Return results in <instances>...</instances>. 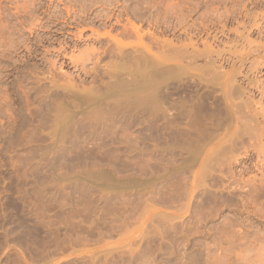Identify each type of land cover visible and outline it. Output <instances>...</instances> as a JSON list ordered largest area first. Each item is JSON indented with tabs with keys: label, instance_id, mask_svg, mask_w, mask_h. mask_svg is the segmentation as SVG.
Returning a JSON list of instances; mask_svg holds the SVG:
<instances>
[{
	"label": "rangeland",
	"instance_id": "rangeland-1",
	"mask_svg": "<svg viewBox=\"0 0 264 264\" xmlns=\"http://www.w3.org/2000/svg\"><path fill=\"white\" fill-rule=\"evenodd\" d=\"M137 1L139 0L135 3L133 0H0V264H264V109L262 110L264 108V0H146L149 4L141 0L139 5L144 2L141 6L147 9H145V16L138 15L135 9L131 8L139 3ZM114 5L120 8H118L122 14H120V20H123L121 23L125 20H130L131 23L135 21V24L134 22L132 24L140 26L144 32L148 29L150 32H155V36L152 33L154 38L167 37L168 41L176 43H171L174 50L187 48L189 52L190 47H192L190 52L200 50V53L205 48L213 50L210 58L200 57L193 65L195 64L194 67L199 65L197 67L200 69L201 63L202 65L205 63L202 68L207 67L208 59L210 61L212 59V61L215 60L214 66L216 64L219 68L215 67L222 68L219 70L221 73L214 68L218 73L216 79L207 82L201 77L197 67L191 70L186 65L187 60L185 62L182 60V64L181 61L180 63L169 62L168 65L171 68L174 67L171 69L172 72H175L171 74L172 81L169 80L170 83L166 86V88L169 87L166 90L172 98L168 101L169 104H166L165 108L168 111H165L166 115L161 114L158 120L153 119L155 114L152 113L153 116H151L141 104L136 106L138 108L141 106V108L132 107L130 111L128 109L130 107L123 105L125 104L124 99L115 96L113 92L103 93L107 87L102 86L103 81L106 85L108 79L101 78L96 73L100 70L99 68L102 69L107 64V60L101 62L102 64L100 63L97 69H93L92 61L86 62L84 66L81 64L77 66L69 59L62 57L65 52L77 55L88 48L100 49L101 45L96 43L92 36V39L90 37H88L89 40L87 39V36L91 35L90 31L84 32L87 42L84 38L80 42L75 41L72 33L76 34L77 29L81 28V22L86 28H97L102 32L101 22L92 23L83 12L87 9L92 15L98 12L105 13ZM151 6L154 8L151 9ZM161 9L165 11L162 12ZM43 11L47 15H43ZM66 11L69 12L70 22L73 20L78 22L74 28L65 27L63 33L57 30L60 28L59 25L47 29L43 27L46 26L44 21L49 15L51 17V15L59 14L66 17ZM129 12L131 16L128 15ZM164 12L167 14L165 15ZM151 13L154 14L153 17ZM132 15L137 17L133 18ZM159 17H161L160 20ZM154 18L155 20L152 21L151 19ZM161 19L166 20H164L165 24ZM112 20L110 23L114 22V19ZM40 21L43 23L39 24ZM52 22L55 23V21ZM254 24L256 26H253ZM60 25L64 26L63 23ZM65 32L70 34H65ZM244 36L248 37L250 42L247 40L246 42L243 39ZM19 42L20 44H17ZM85 47H87L86 50ZM215 52H218L220 56L215 55ZM178 68L180 71H176ZM236 69V73L239 72L242 76L235 74ZM100 71L103 72V69ZM176 72L178 73L177 78L174 75ZM178 75H180V80ZM231 77L236 79L232 82L234 85L237 83L235 86L242 90L243 96L234 101L233 99L225 100L222 94L226 85L228 86L231 82H228ZM255 80L257 85L254 84ZM171 83H174L172 86L176 88L175 90ZM195 85L199 86L195 87L196 94L193 90ZM200 86L209 87L216 92L210 91L209 88L206 91ZM170 88L176 92L183 88L187 94L191 92V95H188L190 97L187 96V98L192 102L189 103V100L185 98L187 94L183 91H181V95H184L182 97L180 91L174 94ZM199 90L200 93L203 90L202 95L205 93L203 97L199 94ZM94 92H96L95 96ZM90 94L89 98L94 97L88 100L89 104L96 101L91 104L93 106L88 103L84 106L87 95ZM194 95L203 99L199 97L195 99ZM209 96L210 100L207 98ZM216 96H219L220 102ZM115 97L119 98L120 103ZM250 98L254 101L253 105L250 104L255 110L253 112H261L260 116L258 113L260 118L257 116V123L255 122L256 127L261 125L259 128L263 132H258L260 136L262 134L260 140L249 136L248 139L244 136L240 140L235 132L239 123L244 122L241 121L243 118L236 121L237 119L232 118L230 114V109H235L234 103H243L244 100L247 102L246 100ZM72 99L75 102H72ZM80 99L84 102L83 106L81 103L78 104ZM107 99H116L117 102L112 100L111 104L106 103ZM214 99H217L216 104ZM199 100L213 101L209 104L206 102L207 105L212 104L211 112L208 111L209 108L203 101L204 108L201 107L199 110L202 111L199 117L204 116V120L199 117L198 120L195 119L199 127H201V121H204V127L208 126L212 119L215 122L213 123L212 120V124H216L215 118L218 115L216 126L219 125V127L216 128L211 124L215 129L211 128L213 130L209 129V131L208 127H204L205 132L200 128L195 130L197 134H194L192 129L195 128L194 126L198 128V125H193L196 123L193 119L194 115L187 114L186 116V113L187 110H192L191 106L192 108L199 106L201 104V101L198 103ZM76 101L79 106L75 104ZM121 102L122 107L124 106L130 113L124 112V108L120 106ZM170 102L172 105H179L172 106ZM193 102L196 106H193ZM115 103H119L120 105L117 106L120 107L115 106L114 108L112 104L116 105ZM213 103L217 108L222 107L223 109L220 108L222 111L215 110ZM106 104L109 108H107L108 114L105 109ZM94 105H97V108ZM110 107L114 111H111L113 109ZM173 108L179 111L173 113ZM115 109H118V112L121 111L122 114ZM203 109L207 111L204 112L205 114ZM252 109L249 108L251 112ZM182 110L184 115L181 114ZM249 110H245L244 115L249 114ZM209 112L214 114L211 115ZM144 113H148L152 119ZM220 113H222L221 117ZM98 114L101 118L103 117L104 122L99 119ZM223 114L229 118L224 115L227 117L225 119ZM181 116L186 117V119L183 118L186 121L183 122ZM161 117L162 120H160ZM208 117H211V120ZM219 118L225 120L221 121ZM235 118H238L237 115ZM94 120L97 122L95 123ZM151 120L154 122L152 123ZM155 121L159 122L155 123ZM187 121L193 124H186ZM166 122H168V128H165L164 123ZM175 124H178L180 128ZM153 125L155 128L157 126L156 130H152ZM159 125L162 127H158ZM163 127L164 132L161 129ZM183 130L186 132L184 133ZM214 130H216L215 133L210 134ZM256 130L259 131L258 128ZM200 131L204 132L203 136ZM259 135L256 136L260 137ZM185 137L187 141L183 143ZM206 137L207 142L205 143ZM155 138H158V141ZM176 138L179 140H175ZM252 139L261 142H257L258 145H256V142L248 141ZM235 140L237 144L240 142L238 145L242 147L237 148L239 146H236ZM225 142L227 145L224 144ZM228 144L233 147L230 145L231 148ZM197 145L202 149H198L199 152H197ZM176 147L179 153L175 150ZM257 147L261 148L260 152L257 151ZM219 148L221 151L218 150ZM186 149L190 155L187 154ZM229 149L233 151L229 153ZM215 152L221 153L216 155L218 158ZM193 153L194 155L197 153L198 158L193 157ZM221 155L228 157L232 164L226 158L221 162V159H224L220 157ZM229 155H233L232 159L235 160L231 161ZM191 156L194 159L190 158ZM195 158L197 160L194 162ZM207 159H211L209 161H212V164ZM189 161L192 166L185 167L184 165H188ZM213 162L221 168L217 164L215 167ZM204 165L209 167L210 171H206L207 168ZM227 169L232 172L231 176ZM223 170L227 171L228 176ZM208 172L210 173L205 175ZM215 175L222 177V180ZM205 176L208 180L216 177L215 182L212 179L216 185L212 181L209 183ZM225 176L233 179H227V177L225 179ZM234 179L237 184L233 183ZM245 179L249 182H247L248 187L242 185ZM221 181L223 184L219 183ZM240 186L245 189L240 190ZM229 189L236 191L234 193ZM244 191L248 195L244 194ZM254 193L255 201L253 200ZM259 195L263 197H257ZM228 196L234 197L235 205ZM253 201L255 204L251 203ZM248 202H250L249 205H247Z\"/></svg>",
	"mask_w": 264,
	"mask_h": 264
},
{
	"label": "bare ground",
	"instance_id": "bare-ground-1",
	"mask_svg": "<svg viewBox=\"0 0 264 264\" xmlns=\"http://www.w3.org/2000/svg\"><path fill=\"white\" fill-rule=\"evenodd\" d=\"M130 1H132V0H130ZM135 1L136 0H133V2L135 3ZM140 2H141V0H139ZM139 1H137V2H139ZM132 2V3H133ZM140 2L136 5H134V7H132L131 6V8H133V10L135 9V12H137V14L138 15H144V13H146L145 12V9H146V7H144V6H141L142 5V3H143V5H144V2H145V4H146V0L144 1V2H142L141 3V5H139L140 4ZM148 3V2H147ZM149 4V3H148ZM153 6H154V4H153ZM153 6H151L150 8L152 9V8H154ZM144 7V8H143ZM148 7H149V5H148ZM119 7H117L116 5H114V6H112L110 9L108 8L107 10H106V12L105 13H102V12H98V13H96V14H94V15H92V13H90L89 12V10H87L86 9V11L85 12H83V14L84 15H87V18H89L90 20H91V22L92 23H96V22H101V27H103V29L101 30L102 32H100V31H98L97 30V28H95V29H93L92 27H88V28H86V26L84 27L83 26V24H82V22H81V25H80V29H77V32H76V34L74 33H72V36L73 37H75V41H77V42H80V41H82L83 40V38H84V32H87V31H90L91 32V35L90 36H87V39H88V37H90L91 38V36H92V38H94L93 40L96 42V43H98V44H100L101 45V48L100 49H95V48H92L91 46V48L92 49H89L88 48V50H86V48L87 47H85L84 49L86 50L85 52H83L82 51V53L81 54H67L66 52L65 53H63L64 55L62 56L63 58H67V59H69L70 60V62H72V64H74V65H77V64H81V65H83L84 66V64H86V62H89V61H92L91 63H93L92 65H93V69H97L98 67H100V63L101 62H103V61H105V60H107L106 61V63L107 64H103L104 65V67H105V69H104V67L102 68L103 69V72L102 71H100V70H102L101 68H99L100 70H97V73H96V75H98L99 74V76L102 78V77H104V78H106V79H108V81H107V84L105 85V81H103L104 82V85L102 84V86L104 87V86H107L104 90L106 91H104L103 93H107L108 91L110 92V93H114V95L116 96L117 95V97H119V98H122V100L124 99L125 100V104H123V105H125L127 108L128 107H130V108H128L130 111L132 110L131 108L132 107H135V108H138V107H136V106H138V104H141L142 105V108H144L145 109V111L146 112H148L151 116H153L154 114H155V116H153V119L154 118H159L158 116L160 115L161 116V114H163V115H166V114H164L165 113V111H167L166 110V104L168 103L169 104V100H171L172 98L170 97V93H168V88H166V86H167V84H169L170 83V81L169 80H171V78H172V76H171V74L172 73H174L175 71H173L172 72V68H174V67H172L171 68V66H169L168 65V63L169 62H172V61H177V63L179 62L180 63V61H181V64H182V60H184V62H185V60H187L188 61V64H187V62H185L186 63V65H188V67L191 69V70H193L195 67H197V66H199V65H196L195 67H194V65H193V63H195V62H197V59L198 58H210V55L212 54L213 55V50L212 51H210L209 50V48H205V50L203 51V50H201V52L199 53V51L200 50H198V52H196V51H192V52H190L191 51V48L192 47H190V51L188 52L186 49H176V50H174V49H172V44H176V43H173V42H170V41H168L166 38H157V37H153V34L155 33H153V32H150V30L148 29L147 31H143L142 30V28L140 27V26H135L134 24H135V21H133L134 22V24H132L131 22H130V20H125V22H123V23H121V21H123V20H120V18H121V16H120V8L118 9ZM130 8V7H129ZM156 9V8H155ZM147 10V9H146ZM150 10V9H149ZM162 10V9H161ZM161 10H159L160 11V13H162L163 12V10H162V12H161ZM84 11V10H83ZM123 11V10H122ZM157 12H158V10H156ZM155 11V12H156ZM165 11V10H164ZM58 12H59V10H58ZM124 12H125V14L127 13L126 11H125V9H124ZM131 12V11H130ZM130 12L128 13V15L130 14ZM148 12V11H147ZM151 12V11H150ZM150 12H149V14H150ZM156 12V13H157ZM167 12H168V10H167ZM167 12L165 13L164 12V14L166 15L167 14ZM134 12H132V14H133ZM41 14V13H40ZM42 14L44 15V14H46V13H44V11L42 12ZM159 14V13H158ZM47 15V14H46ZM122 15V14H121ZM148 15V14H147ZM146 15V16H147ZM153 15L154 14H152L151 13V17H153ZM160 15V14H159ZM162 15V14H161ZM164 15V16H165ZM66 17H62L61 15H57V16H55V15H51V17H50V15H49V17L47 18V20L46 21H44L45 22V24H46V26H43V27H45L46 29L47 28H52V27H57V25H59V29H57L58 31H62L63 33H64V28L65 27H69V28H74L75 27V25H78V22H76V21H69L68 20V16H69V12L68 11H66V15H65ZM92 16V17H91ZM123 16H125L126 17V15H123ZM129 16H131V14L129 15ZM133 16V15H132ZM134 16H136V15H134ZM134 16H133V18H134ZM145 16V15H144ZM164 16L162 17V18H164ZM84 17V16H83ZM86 17V16H85ZM91 17V18H90ZM137 17V16H136ZM139 17V16H138ZM155 17V16H154ZM39 19H40V17H38ZM140 18V17H139ZM138 18V19H139ZM142 19L144 18V17H141ZM149 18V17H148ZM160 18L161 17H159V20H160ZM112 19H114V22L113 23H110L111 22V20ZM126 19V18H125ZM132 19V18H131ZM137 19V18H136ZM141 19V20H142ZM145 19V18H144ZM156 19H157V17H156ZM134 20V19H133ZM140 20V19H139ZM146 20H147V18H146ZM152 21L153 20H155V18L154 19H151ZM162 20V19H161ZM165 20V19H164ZM164 20H162L163 21V23H164ZM167 20H168V18H167ZM42 21V20H41ZM41 21L39 22V24H42L41 23ZM52 21H55V23L54 22H52ZM113 21V20H112ZM147 21H149V20H147ZM166 21V20H165ZM76 22V23H75ZM137 22H139L138 20H137ZM160 22V21H159ZM60 23L62 24H64V26L63 25H60ZM80 23V22H79ZM85 23V22H84ZM141 23V22H140ZM145 23V22H144ZM149 23V22H148ZM167 23V22H166ZM44 24V25H45ZM153 24V23H152ZM160 24V23H159ZM165 24V23H164ZM168 24V23H167ZM85 25H86V23H85ZM92 25V24H91ZM139 25V24H138ZM149 25V24H148ZM151 25V24H150ZM94 26V25H93ZM152 26V25H151ZM155 26V25H154ZM156 26H157V24H156ZM253 26H256L255 24L253 25ZM143 27V26H142ZM163 27H165V26H163ZM170 27V26H169ZM168 27V28H169ZM120 28V29H119ZM152 28V27H151ZM157 28V27H156ZM174 28V27H173ZM99 30H100V28H98ZM155 29V28H154ZM159 29H160V27H159ZM168 30V29H167ZM180 30V29H179ZM163 31V30H162ZM59 32V33H60ZM158 32V31H157ZM184 33H185V31H183ZM153 33V34H152ZM166 33V32H165ZM165 33H164V37H165ZM174 33V32H173ZM65 34H70L69 32H65ZM180 34V33H179ZM158 35H160V33L158 34ZM166 35H167V33H166ZM171 35V34H170ZM174 35V34H173ZM86 36V35H85ZM154 36H155V34H154ZM157 36V35H156ZM162 36V35H161ZM86 38V37H85ZM84 38V39H85ZM91 38V39H92ZM186 38V37H185ZM187 38H189V37H187ZM248 37H245L244 36V38L243 39H245V41L247 40V41H249V39H247ZM87 39H85V41L87 40ZM174 39V38H173ZM190 39V38H189ZM89 40V39H88ZM93 40H92V42H93ZM181 40V39H180ZM179 40V41H180ZM84 41V43H86ZM173 41V40H172ZM176 41V40H175ZM186 41V40H185ZM184 41V44H186V42ZM189 41V40H188ZM195 41V40H194ZM246 41V42H247ZM91 42V41H90ZM181 42V41H180ZM191 42V41H190ZM193 42V41H192ZM191 42V43H192ZM250 42V41H249ZM76 43V42H75ZM172 43V44H171ZM194 43V42H193ZM207 42H205V44H206ZM16 44V43H15ZM17 44H20V42L19 43H17ZM79 44V43H78ZM89 44V43H88ZM182 44H183V42H182ZM189 44V43H188ZM196 44V43H195ZM209 44V43H208ZM248 44V43H247ZM250 44V43H249ZM180 45V44H179ZM194 45V44H193ZM197 45V44H196ZM16 46V45H15ZM77 46V45H76ZM93 46V45H92ZM209 47H210V45H208ZM64 47H65V45H64ZM97 47V46H96ZM98 47H99V45H98ZM181 47V46H180ZM196 47V46H195ZM213 47V46H212ZM72 48H73V46H72ZM78 48V47H77ZM194 48V47H193ZM230 48V47H229ZM61 49H63L64 50V48H61ZM198 49V48H197ZM213 49V48H212ZM77 50V49H76ZM217 50V48L215 49V51ZM203 51V52H202ZM219 51V50H218ZM62 52V51H61ZM223 52V51H222ZM57 53V52H56ZM216 53V52H215ZM214 53V54H215ZM60 54V53H59ZM224 54V53H223ZM79 55V56H78ZM215 55H217V56H220L219 55V53L217 52ZM56 56H59V55H56ZM217 56H215V57H217ZM213 57V56H212ZM220 59V58H219ZM200 60V59H199ZM200 61H202V59L200 60ZM203 61H207V59L205 60V59H203ZM219 62V61H218ZM256 62V61H255ZM260 62V61H259ZM207 63H209L208 64V66L207 67H203L202 68V66H204L205 65V63H204V65H202V63H201V65H200V69H198V67L196 68V69H198V71L200 72V75H201V77H203V79H205L207 82H209V81H212V80H214V78L217 76V71L216 70H218V72H219V70H222V68L221 69H218L219 67H218V65H216L215 64V66H217V67H215L214 66V63H215V60L214 61H212V59H211V61H210V59H208V62ZM220 63V62H219ZM102 64V63H101ZM184 64V63H183ZM199 64H200V62H199ZM222 64V63H221ZM256 65H258V63H255ZM185 65V66H186ZM243 65V64H242ZM78 66V65H77ZM219 66H220V64H219ZM253 66V65H252ZM255 66V65H254ZM82 67V66H81ZM184 67V66H183ZM221 67V66H220ZM176 68V67H175ZM216 70H215V69ZM238 68V67H237ZM248 68H250V67H248ZM255 68H256V66H255ZM253 69V70H256V69ZM186 69V68H185ZM251 69V68H250ZM188 70V69H187ZM249 70V69H248ZM95 71V70H94ZM176 71H180L179 70V68H178V70H176ZM251 71V70H250ZM198 72V73H199ZM237 72V69L235 70V74L236 75H241L239 72V74L238 73H236ZM252 72V71H251ZM250 72V73H251ZM254 72V71H253ZM256 72V71H255ZM181 73V72H180ZM219 73H221V72H219ZM246 73V72H245ZM176 74H178L177 72L174 74L175 76H176ZM252 74V73H251ZM181 75H184V74H182L181 73ZM232 75H234V74H232ZM236 75H234V76H236ZM179 76L180 75H178V79H179ZM189 76V75H188ZM242 76V75H241ZM95 77V76H94ZM97 77V76H96ZM230 77V76H229ZM229 77H228V79H229ZM175 78V77H174ZM176 78H177V76H176ZM188 78V77H187ZM234 78V77H233ZM232 77H231V80H228V82L229 81H231L230 83H228V86L226 85V88H224V90H223V93L222 94H224V96H225V100H228V101H231L232 99H233V101L234 100H236V99H239V97L241 96V97H243L242 96V90L240 89V88H238V87H236L235 85L237 84V83H235V85L233 84V82H235V78H234V80H232L233 79ZM244 78V77H243ZM96 78H94V80H95ZM182 79V78H181ZM189 79V78H188ZM216 79V78H215ZM244 79H246V78H244ZM97 80V79H96ZM99 80V79H98ZM180 80V79H179ZM193 80H195V79H193ZM197 80V79H196ZM226 80V79H225ZM100 81V80H99ZM169 81V82H168ZM172 81V80H171ZM191 81H192V78H191ZM233 81V82H232ZM239 81V80H238ZM242 81V80H241ZM102 82V83H103ZM174 82V81H173ZM176 82V81H175ZM179 82V81H178ZM186 82V81H185ZM199 81H196V83H198ZM240 82V81H239ZM252 82V81H251ZM250 82V83H251ZM101 83V82H100ZM99 83V84H100ZM180 83H181V81H180ZM180 83H178V85L180 84ZM191 83H193V82H191ZM203 83V82H202ZM248 83H249V81H248ZM253 83V82H252ZM98 84V85H99ZM183 84V83H182ZM187 84H188V80H187ZM198 84H200V83H198ZM197 84V85H198ZM241 84V83H240ZM254 84L255 85H257V81L255 80V82H254ZM101 85V84H100ZM172 85H174V83H171V86ZM183 85H185V84H183ZM197 85H195L194 86V88H193V90H194V93L196 92V90H195V87L197 86ZM205 87H207V84L205 83ZM251 85V84H250ZM253 85V84H252ZM254 85V86H255ZM170 86V87H171ZM187 86V85H186ZM190 86V85H189ZM193 86V85H192ZM202 86L204 87V85L202 84ZM210 86H212V85H210ZM214 86V85H213ZM239 86V85H238ZM99 87H101V86H99ZM98 87V88H99ZM176 87V86H175ZM181 87H182V85H181ZM191 87V86H190ZM199 86H197L196 88H198ZM201 87V86H200ZM203 87H201V89L203 88ZM216 87V86H215ZM240 87V86H239ZM256 87V86H255ZM75 88V87H74ZM172 88H173V86H172ZM172 88H170V89H172ZM179 88V87H178ZM184 88H186V87H184ZM184 88H183V90H184ZM209 88V87H208ZM208 88H203V89H205L206 91H207V89ZM222 88V87H221ZM242 88V87H241ZM259 88V87H258ZM167 89V90H166ZM174 90L176 89V88H173ZM172 89V91L174 92V94H175V92L176 91H174ZM200 89V88H199ZM200 89V90H201ZM210 89V88H209ZM256 89V88H255ZM93 90V89H92ZM179 90V89H178ZM177 90V91H178ZM182 89L181 90H179L180 91V95H181V91H183ZM190 90V89H189ZM192 90V89H191ZM190 90V91H191ZM200 90H199V94L203 97V95L205 94H201L202 92H203V90L201 91V93H200ZM214 89H210V91H213ZM259 90V89H258ZM74 91V90H73ZM178 91V92H179ZM190 91H188V92H190ZM215 91V90H214ZM245 90H243V92H244ZM261 91V90H260ZM75 92V91H74ZM97 92V94H98V90L96 91ZM96 92H94V96H95V94H96ZM108 92V93H109ZM178 92H176V93H178ZM184 92V91H183ZM197 92H198V90H197ZM216 92V91H215ZM220 92V91H219ZM90 93H91V91H90ZM103 93H101L102 95H103ZM172 93V92H171ZM184 93H186L187 94V92L185 91ZM183 93V94H184ZM191 93V92H190ZM187 94L186 95V99H188L189 100V98H187V96L188 95H191V94ZM193 93V94H194ZM212 93V92H211ZM218 93V92H217ZM245 93V92H244ZM77 94V93H76ZM79 94V93H78ZM173 94V95H174ZM193 94H192V96H193ZM196 94V93H195ZM208 94V93H207ZM207 94L205 95V96H207ZM212 94H214V93H212ZM211 94V98L213 99L214 97H213V95ZM220 94V93H219ZM72 95H73V92H72ZM99 95V94H98ZM209 95V94H208ZM216 95V94H215ZM214 95V96H215ZM248 95V94H247ZM262 95V97H263V94H261ZM73 96H75V95H73ZM88 96V98H87V101L88 100H90L91 98H93L94 96H92L91 98H89L90 96H91V94L90 95H87ZM100 96V97H99ZM98 97L99 98H101V95H99ZM104 96V95H103ZM182 96V95H181ZM184 96V95H183ZM182 96V97H183ZM191 96V97H192ZM221 96V95H220ZM98 97H96L97 99H98ZM111 97H112V95H111ZM117 97H115V98H117ZM179 97V96H178ZM178 97H176L177 99H178ZM181 97V98H182ZM188 97H190V96H188ZM194 97H195V99H198V97L200 98V96H198V97H196L195 95H194ZM200 98V99H203V98ZM217 97V99H218V97L219 96H216ZM215 97V98H216ZM240 97V98H241ZM245 97V96H244ZM80 98V97H79ZM78 98V99H79ZM84 98V97H83ZM82 98V101H84V99ZM110 98V97H109ZM119 98H117V100L119 101V103H120V100H119ZM171 98V99H170ZM207 98H209V100L211 99L210 98V96L209 97H207ZM76 98H74V100H75ZM85 99H86V97H85ZM95 99V98H94ZM194 99V98H193ZM192 99V100H193ZM205 99V98H204ZM216 99V100H217ZM220 99V98H219ZM219 99H218V101H219ZM248 99V98H247ZM251 99V98H250ZM250 99L249 100H246L247 102H244L243 101V99H242V101H243V103L241 102V103H238L237 101V104L236 103H234V102H232V103H234L235 105L233 106L235 109H230V114L232 115V118H234V119H237L236 121H240L242 118V120L241 121H244V122H240L241 124H242V126L240 125V123H239V126H238V128L237 127H235V128H237L238 129V131H237V129H236V132H235V134L237 135V137L240 139V140H242L241 139V137H246L247 139L249 138V137H255L254 139L255 140H260L261 139V137H262V134H261V136L258 134V132H262V129L260 130V128L259 127H261V125L259 124V122H258V124H259V127H256L255 126V122L257 121V116H258V113L256 112H253V110L254 109H252V107L250 106V104H252L253 105V100L251 99V101H250ZM73 99H72V102L74 101ZM93 100V99H92ZM91 100V101H92ZM112 100H116V99H111V100H106V103L107 102H109L110 104H111V102L110 101H112ZM208 100V101H209ZM215 99L213 100L214 101V103H215V101H216ZM222 100V99H221ZM224 100V101H225ZM78 101V100H77ZM77 101H76V103L75 104H77ZM80 102H78V104H80L81 103V105L83 106V103L84 102H81V99L79 100ZM86 100H85V104H84V106H87L86 105V103H88L89 104V101L87 102ZM94 101H96V100H94ZM94 101H92L93 103H94ZM102 101H104L105 102V100H102ZM114 101H113V103H114ZM173 101V100H172ZM175 101V100H174ZM196 101H198V100H196ZM200 101L201 100H199V102L198 103H200ZM204 101V100H203ZM203 101H201V106L199 105V106H197V107H194V108H192V106H191V108L190 109H192V110H187V113H186V116H187V114H190L189 116H191V115H194L192 118L194 119V122H196L195 124H193L192 122V120L191 119H189L190 121H192V122H189V123H192L193 125H198V121H196L195 119H197L198 120V117H199V114H201L202 115V113H200V112H202V111H199V110H201V107L202 108H204V106L202 105L203 104ZM212 101V102H213ZM239 101V100H238ZM75 102V101H74ZM102 103L101 102V104H105V103ZM115 102H117V101H115ZM176 103L178 102V100L177 101H175ZM192 101H190L189 100V103H191ZM205 102V101H204ZM207 102V101H206ZM206 102H205V104H206ZM212 102H207V104H209V103H212ZM220 102V101H219ZM91 103V102H90ZM93 103H91V104H93ZM100 103V102H99ZM116 104V105H114V104H112V106H114V108H115V106L116 107H118L117 105H120V104ZM184 102H182V104H183ZM213 103V104H214ZM259 105H260V103L259 102H257ZM72 104H74V103H72ZM74 104V105H75ZM77 104V106H79ZM91 104H89L90 106H93V105H91ZM97 104V103H96ZM110 104H109V106H110ZM204 104V105H205ZM206 104V106H208V108H209V110H208V108H207V110L208 111H210V106L212 105H207ZM216 104V103H215ZM215 104L213 105L214 107V109L215 110H217V109H219V110H217L218 112H221L222 111V107H220V108H222L221 109V111H220V108H217L216 106H215ZM222 105H223V103H221ZM220 104V105H221ZM226 104V103H225ZM128 105V106H127ZM170 105H172L171 104V102H170ZM174 105H179V104H174ZM174 105H172V106H174ZM186 105V104H185ZM218 105H219V103H218ZM259 105H256V106H259ZM82 106H80V107H82ZM95 106V105H94ZM97 106V105H96ZM95 106V107H96ZM102 106V105H101ZM121 107H122V102H121V105H120ZM119 106V107H120ZM183 106V105H182ZM189 106V105H188ZM193 106H196V104H194V102H193ZM262 106V105H261ZM118 107V108H119ZM184 107V106H183ZM182 107V108H183ZM186 107H187V105H186ZM216 107V108H215ZM255 107V106H254ZM260 107V106H259ZM97 108V107H96ZM98 108H99V106H98ZM104 108H105V105H104ZM108 107H107V104H106V108L105 109H107ZM111 108V107H110ZM122 108H124V106L122 107ZM122 108H121V110H122ZM139 108H141V106L139 107ZM138 108V109H139ZM176 108V107H175ZM175 108H173V110L171 109V111H173V113L175 112L176 113V111H179L178 109L177 110H175ZM185 108V107H184ZM183 108V109H184ZM225 108V107H224ZM249 108H251L252 109V112L249 110ZM93 109V108H92ZM100 109V108H99ZM98 109V110H99ZM109 109V108H108ZM107 109V114H108V110ZM111 109H113V108H111ZM126 108H124V112L125 111H128L129 113H130V111L129 110H125ZM187 109V108H186ZM189 109V108H188ZM264 108H262V110H263ZM100 110H102V109H100ZM118 109H115V111H117ZM169 110V109H168ZM204 111H203V113L206 111L205 109H203ZM213 110V109H212ZM245 110H249L248 111V113L249 114H247V115H244L245 113ZM257 110V109H256ZM262 110H260V111H262ZM104 111H106V110H104ZM111 111H114V109L113 110H111ZM123 111V110H122ZM137 111V110H136ZM135 111V112H136ZM170 111V110H169ZM216 111V112H217ZM224 111H225V109H224ZM224 111H223V113H224ZM255 111V110H254ZM259 111V110H258ZM118 112V111H117ZM128 112H126V113H128ZM134 112V113H135ZM139 112H141V111H139ZM168 112V111H167ZM186 112V111H185ZM207 112V111H206ZM205 112V113H206ZM211 112V111H210ZM209 112V114H211V115H213L214 113H210ZM213 112V111H212ZM110 113V112H109ZM118 113H121V111H119ZM131 113H133V111L131 112ZM147 113V114H148ZM152 113H153V115H152ZM178 113V112H177ZM184 113V111L182 110L181 111V114L182 115H184L183 114ZM204 113V114H205ZM226 113V112H225ZM261 113V112H260ZM259 113V116L261 115ZM105 114V113H104ZM117 114V113H116ZM122 114V113H121ZM137 114L139 115V113H138V111H137ZM141 114H142V112H141ZM144 114H146V113H144ZM146 114V115H147ZM149 114H148V116H149ZM168 114V113H167ZM170 114H172V113H170ZM208 113H207V115H209ZM217 115L219 114V113H216ZM215 114V115H216ZM221 114L222 113H220V117H221ZM95 115V114H94ZM99 115V114H98ZM112 115H114V113L112 114ZM118 115V114H117ZM116 115V116H117ZM124 115V114H123ZM143 115V114H142ZM174 115V114H173ZM176 116L178 115V114H175ZM214 115V116H215ZM216 115V116H217ZM224 115H226V114H223V117H224ZM229 115V114H228ZM235 115H237V117L238 118H235ZM239 115V116H238ZM145 116V115H144ZM151 116H149L150 118H151ZM175 116V117H176ZM210 116V115H209ZM219 116V115H218ZM218 116H217V118H218ZM227 116V115H226ZM225 116V117H226ZM258 116V117H259ZM262 116H263V114H262ZM261 116V117H262ZM99 117H100V115H99ZM167 117V116H166ZM206 118H207V116H205ZM224 117V118H225ZM228 117V116H227ZM227 117L225 118V119H227ZM94 118V117H93ZM103 118V117H102ZM102 118L100 117L99 119H101V121H103L102 120ZM170 118H172V117H170ZM178 118H179V116H178ZM184 118V117H183ZM182 118V116H181V120H183V122L184 121H186V120H184V119H186V117L183 119ZM191 118V117H190ZM200 118H203V120H204V116L203 117H199V119ZM211 118V117H210ZM209 117H208V119H210ZM217 118H215V121L218 123V121L216 120ZM229 118V117H228ZM260 118V117H259ZM95 119V118H94ZM98 119V118H97ZM152 119V118H151ZM155 119V120H156ZM187 119V120H188ZM208 119H206V120H208ZM221 121L223 120H225V119H222V118H219ZM218 119V120H219ZM96 120V119H95ZM95 120H94V122H95ZM104 120H105V118H104ZM145 120V119H144ZM158 120V119H157ZM160 120H162V117L160 118ZM202 120V119H201ZM205 120V121H206ZM211 120V119H210ZM213 120V119H212ZM211 120V121H212ZM230 120V119H229ZM99 121V120H98ZM165 121V120H164ZM163 121V122H164ZM168 121V120H167ZM210 121V124H208L207 123V121H206V124H208V126H204V127H208V129L207 130H213V129H215V128H213L212 127V122ZM235 121V122H236ZM97 122V121H96ZM95 122V123H96ZM104 122V121H103ZM151 122H152V120H151ZM154 122V121H153ZM152 122V123H153ZM157 122H159V121H157ZM156 121H155V123H157ZM160 122H162V121H160ZM208 122H209V120H208ZM220 122V121H219ZM253 122H254V124H253ZM149 123V122H148ZM154 123V125H156ZM168 122H166V123H164V125L166 124V127L165 128H168V124H167ZM188 123V121H187V123L186 124H189ZM202 123V124H201ZM201 123L199 122V124H201L200 126L201 127H199V125H198V128H196V126H194L195 128L194 129H192V132H194V134H197V133H195L196 131L195 130H198V129H200L201 128V130H203V123H204V121H201ZM213 123H215L214 122V120H213ZM216 123V124H217ZM229 123H230V121H229ZM257 123V122H256ZM159 124H161V123H159ZM185 124V125H186ZM212 124V125H211ZM216 124H214L213 126H216ZM250 124H253L255 127H256V129L258 128L259 129V131H257L256 129H255V127L252 125V126H250ZM95 125H97V124H95ZM154 125H153V127H154ZM175 125H178V124H175ZM184 125V124H183ZM227 125V124H226ZM171 126V125H170ZM191 126V125H190ZM209 126H211L210 128H209ZM158 127H162V125H159ZM164 127L163 128H161L162 129V131L164 130ZM178 127L180 128V126L178 125ZM187 127H189V126H187ZM192 127V126H191ZM191 127H189V128H191ZM217 127H219V125L218 126H216V128ZM227 127H229L228 125H227ZM263 127V126H262ZM155 128V127H154ZM152 129V130H156L157 129V126H156V128L155 129ZM211 128H213V129H211ZM220 128H223V127H221L220 126ZM219 128V130H222V129H220ZM264 128V127H263ZM205 129V128H204ZM224 129H226V128H224ZM231 129V128H230ZM172 130V132H173V129H171ZM194 130V131H193ZM206 130V129H205ZM209 130V131H210ZM217 130V129H216ZM216 130H214V132L212 131V132H210V134H212V133H215V131ZM148 131V130H147ZM168 131H170L169 129H168ZM182 131V130H181ZM184 131V130H183ZM204 131V130H203ZM153 132V131H152ZM155 133L157 132V131H154ZM164 132V131H163ZM167 132V131H166ZM171 132V131H170ZM179 132H180V130H179ZM186 131H184V133H185ZM190 132V131H189ZM205 132V131H204ZM204 132H202V133H204ZM208 132V131H207ZM217 132H219V131H217ZM222 132V131H221ZM154 133V134H155ZM169 133V132H168ZM174 133H175V131H174ZM178 133V132H177ZM177 133H176V135H177ZM200 133H201V131H200ZM202 133H201V135H202ZM263 133V132H262ZM151 134V133H150ZM153 134V135H154ZM160 134H163V133H161L160 132ZM167 134V133H166ZM209 134V133H208ZM224 134V133H223ZM264 134V133H263ZM157 135H158V133H157ZM168 136H169V134H167ZM175 135V134H174ZM179 135H180V133H179ZM198 135H199V133H198ZM204 135V134H203ZM202 135V136H203ZM216 135V134H215ZM222 135V134H221ZM220 135V136H221ZM259 135L260 137H257V136ZM161 136V135H160ZM188 136V135H187ZM206 136H208L207 135V133H206ZM209 136H211V135H209ZM231 136V135H230ZM249 136V137H248ZM167 137V136H166ZM170 137H172V136H170ZM190 138H191V136H189ZM205 137V136H204ZM213 137V136H212ZM264 137V136H263ZM158 138H159V136H158ZM158 138H155V139H157V141H158ZM173 138V137H172ZM171 138V139H172ZM184 138V137H183ZM193 138V137H192ZM203 138V137H202ZM209 138V137H208ZM236 138V137H235ZM250 138V139H251ZM154 139V140H155ZM169 139V138H168ZM211 139V138H210ZM232 139H234V138H232ZM238 139V140H239ZM244 140H246L245 138H243ZM254 139H252V140H248V141H254ZM264 139V138H263ZM175 140H177V138L175 139ZM179 140V139H178ZM177 140V141H178ZM185 140L187 141V138L185 137V139L183 140V143L185 142ZM191 140V139H190ZM194 140V139H193ZM236 140H237V138H236ZM235 140V143L237 142ZM239 140V141H240ZM243 140V141H244ZM160 141V140H159ZM172 141H173V139H172ZM176 141V142H177ZM180 141H182V139H180ZM197 141H199V140H197ZM216 141V140H215ZM221 141V140H220ZM230 141H232L231 139H230ZM230 141H228L229 143H230ZM234 141V140H233ZM232 141V142H233ZM171 142V141H170ZM174 142V141H173ZM191 142V141H190ZM195 143H196V141H194ZM200 142V141H199ZM207 142V137H206V139H205V143ZM211 142V141H210ZM245 142V141H244ZM244 142H242V143H244ZM254 142H256L255 144L256 145H258V143L259 142H261V141H254ZM258 142V143H257ZM172 143V142H171ZM170 143V144H171ZM175 143V142H174ZM204 143V142H203ZM204 143V144H205ZM223 143V142H222ZM221 143V144H222ZM240 142H238V144H239ZM155 144V143H154ZM179 144V143H178ZM187 144V143H186ZM185 144V145H186ZM191 145H192V143H190ZM218 144V143H217ZM224 144H226L227 145V142H225ZM223 144V145H224ZM233 144V143H232ZM237 143H236V146L238 145ZM245 144V143H244ZM248 144V143H247ZM254 144V143H253ZM255 144L253 145L254 147H255ZM156 145V144H155ZM161 145H163V144H161ZM177 145V144H176ZM214 145H215V143H214ZM213 145V146H214ZM222 145V147H224ZM229 145V144H228ZM231 145V144H230ZM229 145V146H230ZM259 145H261V144H259ZM167 146V145H166ZM171 146V145H170ZM181 146V145H180ZM180 146H178V147H180ZM192 146H194V145H192ZM198 146V145H197ZM204 146V145H203ZM203 146H202V148H203ZM212 146V145H211ZM210 146V147H211ZM232 146V145H231ZM230 146V147H231ZM239 147H237V148H240V147H242V146H240V145H238ZM247 146H249V145H247ZM251 146H252V144H251ZM252 146V147H253ZM174 147V146H173ZM201 147V146H200ZM221 147V148H222ZM233 147V146H232ZM231 147V148H232ZM245 146H243V148H244ZM181 148V147H180ZM179 148V149H180ZM195 148H196V146H195ZM225 148V147H224ZM223 148V149H224ZM249 148V147H248ZM258 148H260V147H257V151H259L260 152V150H261V148L258 150ZM160 149V148H159ZM171 149V148H170ZM198 149H200L199 148V146H198V148H197V152H199V150ZM227 149V148H226ZM225 149V150H226ZM252 149H254L255 150V148H252ZM154 150V149H153ZM156 150V149H155ZM164 150V149H163ZM171 150H174V149H171ZM175 150L177 151L178 150V148L176 147L175 148ZM175 150H174V152H175ZM189 150V149H188ZM193 150H195V149H193ZM200 150H202V149H200ZM219 151H221V149L219 148L218 149ZM230 151H228L229 153L231 152V151H233V150H231V149H229ZM235 150V149H234ZM239 150V149H238ZM263 150V149H262ZM186 151H187V149H186ZM190 151V150H189ZM241 151V150H240ZM243 151H246V150H243ZM250 151V150H249ZM253 151V150H252ZM256 151V152H257ZM163 152H165V151H163ZM171 152V151H170ZM173 152V151H172ZM188 152V151H187ZM224 152V151H223ZM227 152V151H226ZM226 152H225V154H226ZM153 153H156V152H153ZM161 153V152H160ZM177 153H179L178 151H177ZM184 153H186L185 151H184ZM216 153V152H215ZM218 153V152H217ZM215 154V156L217 155H220V154ZM234 153H236V151L234 152ZM234 153H233V155H234ZM262 153V152H261ZM173 154V153H172ZM174 154H176V153H174ZM182 154V153H181ZM187 154H189V152L187 153ZM186 154V155H187ZM199 154V153H198ZM223 155H225L224 153H222ZM260 154V153H259ZM190 155V154H189ZM192 155V154H191ZM223 155H221L220 157H222V158H224V159H221V162H222V160L224 161L225 160V158H226V156L225 157H223ZM227 156H228V153L226 154ZM233 155L231 156V155H229V157L231 156V161L232 160H235V159H232V158H234L235 157V155H234V157H233ZM256 155V154H255ZM188 156V155H187ZM186 156V158H188ZM193 157H197L198 158V155H197V153H196V155H194V153H193V155H192ZM192 156L190 157V158H192ZM216 156V157H217ZM181 157V156H180ZM185 157V156H184ZM204 157V156H203ZM212 157V156H211ZM211 157H209V158H211ZM219 157V158H220ZM237 157V156H236ZM262 157V156H261ZM185 158V159H186ZM215 157H213V159H214ZM218 158V157H217ZM264 158V157H263ZM181 160H182V158H180ZM192 159H194V158H192ZM184 160V159H183ZM197 159L195 158V160H193L194 162L196 161ZM209 160H211V159H209ZM208 159H207V161H209ZM226 160H228V162H229V158L227 157L226 158ZM262 160V159H261ZM159 161V160H158ZM188 161V160H187ZM203 161V160H202ZM214 161L216 162V160L214 159ZM243 161V160H242ZM184 162V161H183ZM191 162H192V160H191ZM190 161L189 162H187V164L189 163H191ZM193 162V163H194ZM201 162V161H200ZM206 162V161H205ZM209 162H211V164H212V161H209ZM208 162V163H209ZM215 162H213V164H215ZM218 164H219V159H218ZM227 162V165H229V163ZM235 162V161H234ZM192 163V164H193ZM204 163V162H203ZM184 164H186V163H184ZM184 165L185 167L187 166H192L191 164L190 165ZM195 164V163H194ZM207 164V163H206ZM217 164V163H216ZM215 164V165H216ZM217 164V165H218ZM223 164V166H225V163L223 162L222 163ZM230 164H232V163H230ZM217 165L215 166V167H217ZM183 166V163H182V168L184 167ZM205 166V165H204ZM220 165H218V167H219ZM232 166V165H231ZM206 167V166H205ZM205 167H204V169H205ZM215 167L213 166V168L215 169ZM228 167V166H227ZM226 167V168H227ZM207 168V167H206ZM209 168V167H208ZM208 168H207V170L206 171H210V170H208ZM213 168H210L211 170H213L214 171V169ZM219 168H221V166L219 167ZM225 168V169H226ZM187 169H189V168H187ZM186 169V170H187ZM228 169H229V167H228ZM227 169V171H229ZM182 170V169H181ZM192 170V169H191ZM190 170V171H191ZM218 170V169H217ZM217 170H216V173H218L217 172ZM222 170V169H221ZM231 170V169H230ZM190 171H189V173H190ZM219 172H220V170H218ZM227 171H225V170H223V172H225V173H227ZM257 171V170H256ZM186 172V171H185ZM188 172V171H187ZM204 172V171H203ZM212 172V171H211ZM230 172V171H229ZM260 172V171H259ZM205 173V172H204ZM204 173H203V176H204ZM210 172H208V173H206L205 175H207V174H209ZM221 173V172H220ZM231 173L232 172H230V176H231ZM187 174V173H186ZM212 174V173H211ZM214 174V173H213ZM223 174V173H222ZM241 174V173H240ZM243 174V173H242ZM191 175V174H190ZM189 175V176H190ZM198 175V174H197ZM227 176H228V173L226 174ZM201 176V175H200ZM211 176V175H210ZM212 176H214V175H212ZM215 176H217V175H215ZM224 176V175H223ZM227 176H225V179H226V177ZM232 176H234V175H232ZM195 177V176H194ZM209 177V176H208ZM217 177H219L220 179L222 178V177H220V176H217ZM205 178H206V176H205ZM205 178H204V180H205ZM211 178V177H210ZM209 178V179H210ZM216 177H214V179H213V177H212V179H213V181L215 182L216 181V179H215ZM224 178V177H223ZM233 179L232 177H227V179ZM188 179H190V178H188ZM192 179H194V180H196L195 178H193L192 177ZM201 179V178H200ZM207 179V178H206ZM212 179H210V180H208L209 181V183H212L213 181H212ZM220 179H218L219 181H220ZM251 179H253L252 177H251ZM250 179V180H251ZM217 180V181H218ZM222 180V179H221ZM224 180V179H223ZM235 180L236 179H234V181H233V183H236L235 182ZM238 180V179H237ZM189 181V180H188ZM191 181V180H190ZM202 181V183H204V181L203 180H201ZM210 181H212V182H210ZM225 181V180H224ZM228 181H230V180H228ZM228 181H226V182H228ZM245 182H246V184H244L243 182V184L242 185H244V186H246V187H248V181H249V178H248V181L245 179L244 180ZM252 181V180H251ZM250 181V182H251ZM194 182V181H193ZM196 182V181H195ZM194 182V183H195ZM207 182V181H206ZM213 182V183H214ZM239 182H240V180H239ZM248 182V183H247ZM199 183V182H198ZM201 183V184H202ZM219 183H222V181L221 182H219ZM200 184V183H199ZM215 184V183H214ZM223 184V183H222ZM232 184V183H231ZM237 184V183H236ZM238 184H241V183H238ZM191 185V184H190ZM216 185V184H215ZM214 185V186H215ZM224 185H225V182H224ZM233 185V184H232ZM231 185V186H232ZM241 185V186H242ZM249 185H251V184H249ZM262 185V184H261ZM261 185H259V187L261 186ZM193 186V185H192ZM220 186H223V185H220ZM241 186L239 187V189L241 188ZM263 186V185H262ZM261 186V187H262ZM225 187V186H224ZM224 187H223V189H224ZM253 187V186H252ZM258 187V189L260 190V188ZM264 187V186H263ZM222 188V187H221ZM226 188V187H225ZM228 188V187H227ZM226 188V189H227ZM235 188V187H234ZM237 188H238V185H237ZM243 189H245L244 187H242ZM242 188L240 189V190H242ZM250 188V187H249ZM255 188H257L256 187V185H255ZM255 188H254V191H255ZM193 189V188H192ZM225 189V190H226ZM189 190H190V188H189ZM230 191H231V189H229ZM252 190V192H254L253 191V189H251ZM191 191V190H190ZM235 189H234V191H233V189H232V191L231 192H234L235 193ZM248 191V193H249V190H247ZM257 191V190H256ZM241 192H243V191H241ZM259 192V191H258ZM190 193V192H189ZM188 193V194H189ZM225 193V192H224ZM223 193V194H224ZM250 193H251V191H250ZM263 193H264V189H263ZM219 194H220V192H219ZM222 194V195H223ZM229 194H231V193H229ZM237 194V193H236ZM244 194H246V192L244 191ZM258 194V193H257ZM256 194V195H257ZM260 194H262V193H260ZM221 195V194H220ZM240 195V194H239ZM246 195H248V194H246ZM254 195V197H255V193L253 194ZM264 195V194H263ZM232 196V195H231ZM231 196H228V197H231ZM233 196H235V195H233ZM243 196V195H242ZM241 196V197H242ZM214 197V196H213ZM217 197V196H216ZM224 197V196H223ZM228 197H226V199L228 198ZM238 197V196H237ZM257 197H263L262 195L260 196H257ZM211 198V197H210ZM222 198V197H221ZM234 197H231L230 199L233 201L234 199H233ZM250 198V197H249ZM251 198H253V196L251 197ZM212 199V198H211ZM229 199V198H228ZM230 199H229V201H230ZM240 199V198H239ZM243 199V198H242ZM244 199H245V197H244ZM247 199V198H246ZM255 199H256V197L253 199L254 201H255ZM222 200V199H221ZM235 200H236V198H235ZM264 200V199H263ZM212 201V200H211ZM217 201V200H216ZM215 201V202H216ZM251 202V203H254L255 204V202ZM224 202H225V200H224ZM231 202V201H230ZM234 203H232V204H234L235 205V202L236 201H233ZM241 202V201H240ZM245 202H247V200L245 201ZM203 203V202H202ZM208 203V202H207ZM218 203H219V201H218ZM223 204V203H222ZM221 204V205H222ZM237 204V203H236ZM239 205H240V203H238ZM244 204V203H243ZM247 204V203H246ZM250 204V202H248V204L247 205H249ZM225 205H227V203L225 202ZM233 205V206H234ZM228 206H229V204H228ZM231 206V205H230ZM232 206V207H233ZM238 206V205H237ZM241 206V205H240ZM239 206V207H240ZM244 206V205H243ZM239 207H238V209H239ZM247 207V206H246ZM237 208V207H236ZM242 210V209H241ZM240 210V211H241ZM256 210V209H255ZM239 211V212H240ZM244 212V211H243ZM257 212H259V211H257ZM261 214V213H260ZM260 214H259V216H260ZM256 215V214H255ZM236 223V222H235ZM237 224V223H236ZM232 225V224H231ZM239 226V225H238ZM227 227V226H226ZM234 227V226H233ZM224 228V227H223ZM230 232V231H229ZM227 234V233H226ZM228 238H230V237H228ZM234 238V237H233ZM245 238V237H244ZM245 244V243H244Z\"/></svg>",
	"mask_w": 264,
	"mask_h": 264
}]
</instances>
